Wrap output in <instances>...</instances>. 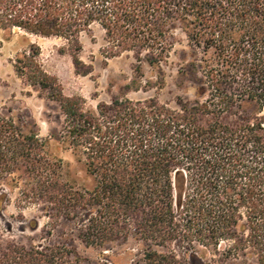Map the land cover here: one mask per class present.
Returning a JSON list of instances; mask_svg holds the SVG:
<instances>
[{
  "label": "trees",
  "instance_id": "obj_1",
  "mask_svg": "<svg viewBox=\"0 0 264 264\" xmlns=\"http://www.w3.org/2000/svg\"><path fill=\"white\" fill-rule=\"evenodd\" d=\"M92 24L106 58L132 52L136 70L158 68V86L179 28L193 97L121 94L87 108L42 68L37 45L23 50L17 74L63 118L41 137L0 115V210L46 218L36 242L0 241V264H90L74 242L125 245L116 264H264V0H0V28L63 39L76 73L89 72L79 35ZM52 137L80 164L71 175L48 154ZM62 223L71 231L51 240Z\"/></svg>",
  "mask_w": 264,
  "mask_h": 264
},
{
  "label": "rangeland",
  "instance_id": "obj_2",
  "mask_svg": "<svg viewBox=\"0 0 264 264\" xmlns=\"http://www.w3.org/2000/svg\"><path fill=\"white\" fill-rule=\"evenodd\" d=\"M173 47L167 61L161 66L162 85L158 86V68L141 62L136 70L132 52L106 58L102 53L103 31L97 24H92L88 31L79 35L81 49L78 53L82 62L81 69L89 70L86 74L76 73L68 53L61 51L65 41L61 38L37 39L27 36L19 28H0V115L12 116L23 129L33 128L41 137L58 133L62 123V113L58 103L48 98V92L25 83V77L17 74L15 64L22 58V51L30 47L29 40L41 43L40 60L45 68L58 74L66 93H78L84 98L87 108H95L97 102H109L113 96L125 94L132 99L156 96L160 101L174 104V98L193 97L190 81L179 76L178 70L185 65L182 57H188L186 38L179 28L173 30ZM185 52V53H183ZM47 152L60 158L64 171L80 166L71 151L53 137L49 138ZM21 214V215H19ZM36 219V228H30L28 221ZM46 218L34 207L24 208L19 213L13 202L0 210V241L39 240ZM49 237L55 240L61 231H71L73 224L62 223ZM78 251L90 264H116L112 253L125 248V245L113 244L112 249L102 251L93 247H82L74 242ZM132 246L135 252L137 248ZM103 254V255H102ZM195 264V263H192Z\"/></svg>",
  "mask_w": 264,
  "mask_h": 264
},
{
  "label": "crops",
  "instance_id": "obj_3",
  "mask_svg": "<svg viewBox=\"0 0 264 264\" xmlns=\"http://www.w3.org/2000/svg\"><path fill=\"white\" fill-rule=\"evenodd\" d=\"M24 33H25L27 36H32V37H35V38H37V39L58 38V37H42V36H38V35H34V34H29V33H26V32H24ZM29 43H30V44H35V45H37V46L39 47L38 61L40 62L42 68H43L46 72H48L49 74L54 75V76L58 79V81H59V76H58V74H56V73H54V72L48 70L47 68H45L44 64H42V62H41V60H40V55H41V51H42L41 43H40L39 41H37V40H29ZM69 56H70V55H69ZM70 58H71V56H70ZM70 60H71V59H70ZM71 63H72V61H71ZM72 65H73V64H72ZM73 68H74V66H73ZM59 83L61 84L60 81H59ZM61 87H62V92H63L65 95H80V94H78V93H66V92L64 91V88H63L62 84H61ZM80 96H82V95H80ZM82 97H83V96H82Z\"/></svg>",
  "mask_w": 264,
  "mask_h": 264
}]
</instances>
